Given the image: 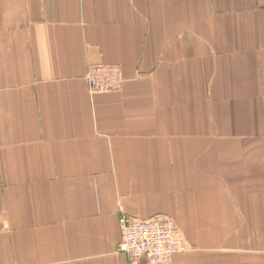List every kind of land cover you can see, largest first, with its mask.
<instances>
[{
  "label": "crops",
  "instance_id": "0c3cea01",
  "mask_svg": "<svg viewBox=\"0 0 264 264\" xmlns=\"http://www.w3.org/2000/svg\"><path fill=\"white\" fill-rule=\"evenodd\" d=\"M122 216L264 264V0H0V264H146Z\"/></svg>",
  "mask_w": 264,
  "mask_h": 264
},
{
  "label": "built area",
  "instance_id": "2783aa9c",
  "mask_svg": "<svg viewBox=\"0 0 264 264\" xmlns=\"http://www.w3.org/2000/svg\"><path fill=\"white\" fill-rule=\"evenodd\" d=\"M91 94L121 90L124 77L121 66L90 64L86 74ZM121 240L119 251L131 262L144 260L146 264H171L173 257L184 249L183 234L177 222L169 217L150 219L120 217Z\"/></svg>",
  "mask_w": 264,
  "mask_h": 264
},
{
  "label": "rangeland",
  "instance_id": "374dc122",
  "mask_svg": "<svg viewBox=\"0 0 264 264\" xmlns=\"http://www.w3.org/2000/svg\"><path fill=\"white\" fill-rule=\"evenodd\" d=\"M118 92V91H117ZM113 93V92H112ZM133 263V262H132Z\"/></svg>",
  "mask_w": 264,
  "mask_h": 264
}]
</instances>
